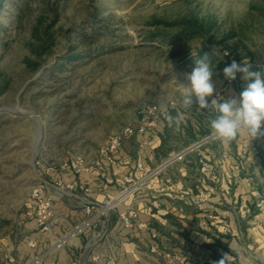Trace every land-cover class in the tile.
<instances>
[{
	"label": "rangeland",
	"instance_id": "obj_1",
	"mask_svg": "<svg viewBox=\"0 0 264 264\" xmlns=\"http://www.w3.org/2000/svg\"><path fill=\"white\" fill-rule=\"evenodd\" d=\"M205 56L216 93L232 97L223 68L264 60V0H0L1 264L30 232L39 162L92 157L145 105H182Z\"/></svg>",
	"mask_w": 264,
	"mask_h": 264
},
{
	"label": "crops",
	"instance_id": "obj_2",
	"mask_svg": "<svg viewBox=\"0 0 264 264\" xmlns=\"http://www.w3.org/2000/svg\"><path fill=\"white\" fill-rule=\"evenodd\" d=\"M256 65L264 72V60ZM239 78L232 83L233 96L246 86ZM179 107L170 111L172 120L168 116L146 134L128 138L115 163L104 162L79 174L68 166L71 158L54 166L47 193L54 200L57 224L43 232L27 209L30 220L24 228L30 232L21 244L9 243V259L4 264L20 259L27 263L51 246L83 219L86 198L103 201L123 186L124 175L140 176L143 170L137 168L138 161L149 168L211 130L214 112ZM178 115L182 116L179 125ZM202 156L209 163L206 173L201 169ZM168 175L177 197L145 190L138 198L137 220L145 222L146 228L126 227L118 214L125 207L121 205L85 234L52 250L42 264H215L224 253L230 255L229 264H264V213L254 205L257 193L264 194V137L249 140L243 134L228 143L212 141L172 166ZM58 180L66 184L63 189L56 186ZM154 199L159 205L150 211L148 205ZM31 240L35 246L29 244Z\"/></svg>",
	"mask_w": 264,
	"mask_h": 264
},
{
	"label": "built area",
	"instance_id": "obj_3",
	"mask_svg": "<svg viewBox=\"0 0 264 264\" xmlns=\"http://www.w3.org/2000/svg\"><path fill=\"white\" fill-rule=\"evenodd\" d=\"M161 105L162 104L155 102L145 105L142 112V118H140V120L136 123H128L110 133L104 144L99 149L96 157L79 154L69 160L68 166H70L74 173L79 174L89 172L93 167H100L104 164V162L115 163L121 147L128 138L135 134H146L160 121L166 120L170 111L179 107L180 104L171 99L166 103V110H164ZM215 140H218V138L212 134L210 130L205 135L193 140L182 148L170 152L167 156L149 168H145L143 161H138L137 168L143 170V173L140 176L135 177L131 174L124 175L123 186L115 194L108 196V198L103 201L86 198L83 202V219L74 224L69 230L63 232L51 244V246L37 254L31 263L41 264L43 258L52 250L62 248L67 245L70 240L85 234L97 224L101 217L109 215L111 211L117 210L121 205H125V207L120 210L118 214L119 218L124 222L126 227H133L137 225L139 228H146L147 224L145 222L137 220L139 216L137 201L140 194L146 190L157 194L167 192L171 193L174 197H177L178 195L175 190L173 180L168 175V170L172 166L185 161L189 155L197 153L208 143ZM199 160L202 164V171L205 173L208 172V160H206L205 156L200 157ZM39 164L41 165L40 175L38 177L39 182L32 189L30 199L26 202V206L28 213L35 217L39 229L43 232H47L58 222L54 215L53 197L47 193L48 176L54 168L53 166H43V162H39ZM55 184L60 189H63L66 185L62 180L56 181ZM72 186L73 184H67V187ZM179 196L184 197L185 195L183 193H179ZM158 205L157 199H154L148 205V209L152 211L157 208ZM254 205L256 209L264 213L263 193H257ZM102 234L104 235V232L98 234V237L101 238ZM29 244L31 246H35L36 242L31 240ZM96 260H98V257H96Z\"/></svg>",
	"mask_w": 264,
	"mask_h": 264
},
{
	"label": "clouds",
	"instance_id": "obj_4",
	"mask_svg": "<svg viewBox=\"0 0 264 264\" xmlns=\"http://www.w3.org/2000/svg\"><path fill=\"white\" fill-rule=\"evenodd\" d=\"M226 54V53H225ZM237 73L246 86L238 96L221 99L216 93L213 71L208 56L197 59L195 67L187 76L188 84L182 99V107L207 110L216 113L210 121V129L221 142L228 143L238 136L246 134L250 139L264 137V72L253 70L247 60L238 63L236 60L223 68L224 78L231 82L237 79ZM166 110L167 105H161ZM173 117L169 116V120ZM181 115L175 120L179 125ZM230 255L224 253L215 264H229Z\"/></svg>",
	"mask_w": 264,
	"mask_h": 264
},
{
	"label": "water",
	"instance_id": "obj_5",
	"mask_svg": "<svg viewBox=\"0 0 264 264\" xmlns=\"http://www.w3.org/2000/svg\"><path fill=\"white\" fill-rule=\"evenodd\" d=\"M34 117H36L35 115H33ZM40 131H41V127H40V125L38 126V137H37V140H36V142H35V147H34V154L37 152V145H38V142H39V134H40ZM32 158H34V155H33V157Z\"/></svg>",
	"mask_w": 264,
	"mask_h": 264
},
{
	"label": "trees",
	"instance_id": "obj_6",
	"mask_svg": "<svg viewBox=\"0 0 264 264\" xmlns=\"http://www.w3.org/2000/svg\"><path fill=\"white\" fill-rule=\"evenodd\" d=\"M187 29L189 30L190 28L188 27ZM251 64L253 65V70H260L261 71V69L256 65V63H251ZM168 154H166L165 156H167ZM165 156H163L162 158H164ZM0 264H1V262H0Z\"/></svg>",
	"mask_w": 264,
	"mask_h": 264
}]
</instances>
